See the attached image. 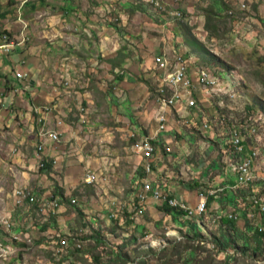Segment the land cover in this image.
<instances>
[{
	"label": "rangeland",
	"instance_id": "rangeland-1",
	"mask_svg": "<svg viewBox=\"0 0 264 264\" xmlns=\"http://www.w3.org/2000/svg\"><path fill=\"white\" fill-rule=\"evenodd\" d=\"M208 10L218 15L208 20ZM0 47V264H264L263 248L213 249L222 231L210 212L192 238L193 223L164 225L161 203L139 198L153 179L166 194L226 186L222 114L226 127L255 126L250 146L264 152V0H0ZM162 54L210 72L223 95H199L196 116L161 106ZM144 142L151 157L137 148ZM256 165L264 181V158ZM17 187L38 202L15 205ZM220 207L232 210L228 199ZM174 230L181 240L148 246Z\"/></svg>",
	"mask_w": 264,
	"mask_h": 264
},
{
	"label": "built area",
	"instance_id": "built-area-1",
	"mask_svg": "<svg viewBox=\"0 0 264 264\" xmlns=\"http://www.w3.org/2000/svg\"><path fill=\"white\" fill-rule=\"evenodd\" d=\"M243 8H245V6ZM1 49L2 47H0V50ZM7 51L8 50H6V52ZM154 66L159 73L158 81L160 83L157 90V102L165 108L174 109L180 117L187 111H193L195 116L200 113V105L198 102L200 101L198 99L199 95L205 94L206 97L223 95V88L217 77L213 76L205 69H194L193 62L183 59L182 56L176 57L173 61L165 54L158 55L154 58ZM18 77L21 78L22 75L18 74ZM230 96L232 98L234 97L233 94H230ZM226 117L227 116L224 115L219 118L218 125L225 130L226 139L224 140V144L229 147L232 157V159L226 162L225 174L227 179H229L228 177L233 178L234 184L227 187L224 186L218 191H229L233 196H236L238 206H232V210L228 213H224L220 204H218L217 208L213 211L214 216L211 220H213L214 223H220L222 218L227 217L238 223L241 222L242 216L246 213V219L249 221L250 225L262 233L264 232V195L254 193L245 198L237 195L238 189H247L259 179L256 164L257 161L264 158V152L257 147L250 146L251 138L257 135V129L255 126L226 127ZM158 120L161 125L160 132L165 131L169 121L166 112L160 115ZM202 127L203 130L207 132L212 128V125L209 121L205 122ZM214 136H216V134H214ZM49 138L51 141L57 142L58 134L50 133ZM137 148L147 157H151L154 153V147L149 142H144L138 145ZM38 150L43 151V146H39ZM146 170L150 173L151 164L147 165ZM225 180L221 179L223 183ZM218 191H212L208 196L200 194L201 198L196 207L192 208L185 201L171 197L172 195L170 193L166 194L158 185L154 186L152 181V184L148 182L145 183L144 194L140 195L139 198L144 201L146 198L150 197L160 202L162 206L167 204L170 208L182 212V216L180 217L181 220L193 223L195 229L201 233V230H205L203 228L205 221H211L207 220V214L212 212L208 210V198L211 196L219 203L220 197L217 194ZM13 198L15 200V205L18 206L25 203L34 204L38 202L35 196L27 190V188L23 187H17L14 190ZM72 202L75 203V200ZM54 207L59 206L55 204ZM143 213L144 210L139 208L137 214L143 215ZM148 237L152 238L153 234ZM173 238L181 240V238L178 237L177 230L167 232L165 238L152 239L148 246L162 251L168 247L170 240ZM73 240L76 241L75 238ZM174 242H176V240ZM202 244H204L203 241ZM61 245L62 247L68 248V240L63 239ZM77 247L80 248L81 244L79 243ZM212 248L214 249V245H212ZM224 253L226 252L223 251L222 255Z\"/></svg>",
	"mask_w": 264,
	"mask_h": 264
},
{
	"label": "trees",
	"instance_id": "trees-1",
	"mask_svg": "<svg viewBox=\"0 0 264 264\" xmlns=\"http://www.w3.org/2000/svg\"><path fill=\"white\" fill-rule=\"evenodd\" d=\"M214 8L216 9L217 7L214 6ZM209 15L207 17V19L209 20L212 16L215 15V17L218 15L216 10L213 11H206ZM121 79V78H120ZM225 115V114H222ZM192 126L198 131V126H197V122L194 120H192ZM214 141V140H213ZM164 147H166L165 144H163ZM144 177V176H143ZM154 186L158 185L160 186L159 183H153ZM184 187L187 190H194L198 187L197 184H185L184 183ZM254 193H260L261 195H264V181H256L254 182L249 188L245 189V188H240L238 189V196L239 197H243L242 195H252ZM228 196V197H227ZM172 197V196H171ZM225 200H229V204L232 206H238V200L236 199V196H233L229 191H227V195L226 198H224ZM223 199V200H224ZM223 200H219V204H222ZM214 198L209 196L208 198V210L211 209L212 203L214 202ZM163 211L169 215V216H173L174 218H179L182 216V212H179L173 208H170L167 204L163 205ZM211 213V212H210ZM213 214V213H211ZM209 216V213L207 214V218ZM211 216V215H210ZM244 217H246V213L244 214ZM190 230L194 231V236H192V238H201L202 236H200V232H198L194 225L192 226V228ZM220 230L222 231L219 235V237H215L213 238L212 242L214 247H216L217 252H223V251H227V249L232 248V247H236L237 249L240 248L242 249L244 252H246L247 250H249L250 247H253L254 251H258L261 250L260 248L264 249V232L260 233L258 231V229L252 227L249 224H246V226L243 229H239L236 225V222L228 219L227 217L222 218L221 222H220ZM189 233L191 234V231H189ZM209 241V239H207ZM259 242H261V244H258ZM256 253V252H255Z\"/></svg>",
	"mask_w": 264,
	"mask_h": 264
},
{
	"label": "crops",
	"instance_id": "crops-1",
	"mask_svg": "<svg viewBox=\"0 0 264 264\" xmlns=\"http://www.w3.org/2000/svg\"><path fill=\"white\" fill-rule=\"evenodd\" d=\"M177 114V113H176ZM167 116H168V114H167ZM168 119L170 120V118H169V116H168ZM179 130H180V128H179ZM166 131H168V130H166ZM165 131V132H166ZM180 133H183V131H180ZM161 137H163V139L165 140V142L167 143H164L165 145H166V147H167V145H170V138H171V136L170 135H168V136H166V135H164L163 133H162V135H161ZM20 143H22V142H20ZM170 147V146H169ZM171 149L172 148H169L168 149V151L169 152H171ZM48 157H50V158H53L54 156H51V155H47ZM160 157H158L157 158V160L159 159ZM21 161H23L22 159H21ZM19 173V172H18ZM22 174H25V175H27V173L24 171V172H22ZM28 178V177H27ZM229 179H226L225 180V185H226V187L227 186H229V185H233L234 184V181H233V178H231V177H228ZM153 179V178H152ZM27 180V179H26ZM26 180L25 179H20V178H17L16 179V184L17 185H25V182H26ZM153 181V183L155 182L156 184L157 183H159L158 181H157V179H153L152 180ZM171 195H172V197H174V198H178V199H181L182 201H185L190 207H192V208H194V207H196V205H197V203H198V201H199V199L201 198L200 197V195H198V194H194L193 192H190L189 190H187V189H184V191L182 190V191H178V190H176L175 188H171L170 189V192H169ZM150 198V197H149ZM219 203L218 202H216V201H214L213 203H212V206H211V209H210V211H212L211 213H213V215H211V218L214 216V210L217 208V205H218ZM216 205V206H215ZM167 215V214H166ZM165 218V220L163 221L164 222V225L166 224V222L167 221H169V224H179V223H181L182 224V222H184L183 220H181V218L179 217L178 219L177 218H174L173 216H169V215H167V216H163L162 217V219H164ZM138 221H139V219H137ZM106 222V221H105ZM137 223V222H136ZM146 223V222H145ZM152 223H146L145 225L144 224H142V229L146 226V225H148L147 227H150V225H151ZM239 224H240V222H239ZM238 224V225H239ZM155 225H157V223L156 222H154V226ZM241 225V224H240ZM239 225V226H240ZM183 226V225H182ZM180 227V228H177V227H175V229H183V227ZM156 227V226H155ZM110 236V239H111V237H112V235H109ZM100 238H98V235L96 234V239H95V242H98V240H99Z\"/></svg>",
	"mask_w": 264,
	"mask_h": 264
}]
</instances>
